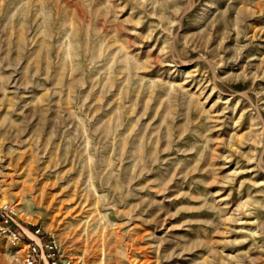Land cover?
Returning <instances> with one entry per match:
<instances>
[{
    "label": "rangeland",
    "instance_id": "374dc122",
    "mask_svg": "<svg viewBox=\"0 0 264 264\" xmlns=\"http://www.w3.org/2000/svg\"><path fill=\"white\" fill-rule=\"evenodd\" d=\"M8 215L63 264H264V0H0Z\"/></svg>",
    "mask_w": 264,
    "mask_h": 264
},
{
    "label": "built area",
    "instance_id": "2783aa9c",
    "mask_svg": "<svg viewBox=\"0 0 264 264\" xmlns=\"http://www.w3.org/2000/svg\"><path fill=\"white\" fill-rule=\"evenodd\" d=\"M0 218V227L3 228L14 243L21 241L26 244L25 264H63L62 258L56 252V245L51 241L42 240L40 230H31L30 233L24 228L23 234L19 231L12 216Z\"/></svg>",
    "mask_w": 264,
    "mask_h": 264
},
{
    "label": "trees",
    "instance_id": "16d2710c",
    "mask_svg": "<svg viewBox=\"0 0 264 264\" xmlns=\"http://www.w3.org/2000/svg\"><path fill=\"white\" fill-rule=\"evenodd\" d=\"M31 229L36 230V227L34 225H29Z\"/></svg>",
    "mask_w": 264,
    "mask_h": 264
}]
</instances>
